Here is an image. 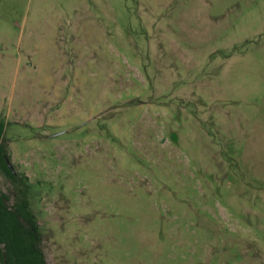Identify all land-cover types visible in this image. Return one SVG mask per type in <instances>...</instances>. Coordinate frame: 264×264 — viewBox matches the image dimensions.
<instances>
[{"label":"rangeland","instance_id":"1","mask_svg":"<svg viewBox=\"0 0 264 264\" xmlns=\"http://www.w3.org/2000/svg\"><path fill=\"white\" fill-rule=\"evenodd\" d=\"M0 121L48 264H264V0H0Z\"/></svg>","mask_w":264,"mask_h":264},{"label":"trees","instance_id":"2","mask_svg":"<svg viewBox=\"0 0 264 264\" xmlns=\"http://www.w3.org/2000/svg\"><path fill=\"white\" fill-rule=\"evenodd\" d=\"M3 131L4 124L0 121V141ZM4 155L6 151L0 143V167L15 182L17 175L7 166ZM40 242L39 226L28 198L24 196L10 206L7 195L0 192V261L3 264H48Z\"/></svg>","mask_w":264,"mask_h":264},{"label":"water","instance_id":"3","mask_svg":"<svg viewBox=\"0 0 264 264\" xmlns=\"http://www.w3.org/2000/svg\"><path fill=\"white\" fill-rule=\"evenodd\" d=\"M5 159H6V163H7L8 167H9V169H10L12 172L15 173V169H14L13 164H12L11 161H10V158H9L8 156H6Z\"/></svg>","mask_w":264,"mask_h":264},{"label":"flooded vegetation","instance_id":"4","mask_svg":"<svg viewBox=\"0 0 264 264\" xmlns=\"http://www.w3.org/2000/svg\"><path fill=\"white\" fill-rule=\"evenodd\" d=\"M6 156H8L7 154L6 155H4V157H6ZM6 160V159H5ZM8 166V165H7Z\"/></svg>","mask_w":264,"mask_h":264}]
</instances>
